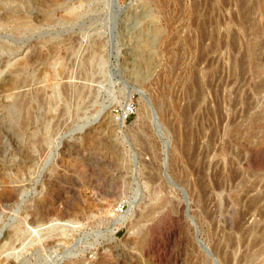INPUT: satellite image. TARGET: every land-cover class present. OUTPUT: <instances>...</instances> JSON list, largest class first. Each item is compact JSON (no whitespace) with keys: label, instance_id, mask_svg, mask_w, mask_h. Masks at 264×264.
<instances>
[{"label":"rangeland","instance_id":"1","mask_svg":"<svg viewBox=\"0 0 264 264\" xmlns=\"http://www.w3.org/2000/svg\"><path fill=\"white\" fill-rule=\"evenodd\" d=\"M0 264H264V0H0Z\"/></svg>","mask_w":264,"mask_h":264},{"label":"bare ground","instance_id":"2","mask_svg":"<svg viewBox=\"0 0 264 264\" xmlns=\"http://www.w3.org/2000/svg\"><path fill=\"white\" fill-rule=\"evenodd\" d=\"M131 2H132V1H130V3H131ZM133 2H134V1H133ZM116 3H117V2H116ZM127 3H128V2H127ZM112 4H113V3H112ZM125 5H126V4H125ZM128 5H129V3H128ZM131 5H132V4H131ZM125 7H127V6H125ZM125 7H124V8H125ZM130 7H131V6H130ZM115 222H116V223H117V222L121 223V222H122V218L117 219V221H115ZM65 254H66V253H65ZM66 255L68 256V255H73V254H71L70 252H67ZM73 256H74V255H73Z\"/></svg>","mask_w":264,"mask_h":264},{"label":"built area","instance_id":"3","mask_svg":"<svg viewBox=\"0 0 264 264\" xmlns=\"http://www.w3.org/2000/svg\"><path fill=\"white\" fill-rule=\"evenodd\" d=\"M125 110H127V114L132 112V108L131 107H127V109L125 108Z\"/></svg>","mask_w":264,"mask_h":264}]
</instances>
